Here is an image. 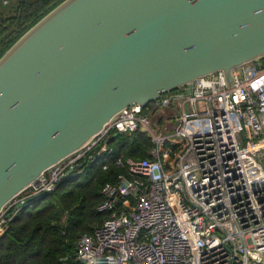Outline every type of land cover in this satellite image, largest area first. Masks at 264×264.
<instances>
[{
    "label": "built area",
    "instance_id": "built-area-1",
    "mask_svg": "<svg viewBox=\"0 0 264 264\" xmlns=\"http://www.w3.org/2000/svg\"><path fill=\"white\" fill-rule=\"evenodd\" d=\"M232 78L218 71L122 109L3 207L0 232L62 180L112 166L122 171L100 188L106 218L77 238L79 263L264 264V61ZM135 133L146 156L116 154L114 139Z\"/></svg>",
    "mask_w": 264,
    "mask_h": 264
},
{
    "label": "water",
    "instance_id": "water-1",
    "mask_svg": "<svg viewBox=\"0 0 264 264\" xmlns=\"http://www.w3.org/2000/svg\"><path fill=\"white\" fill-rule=\"evenodd\" d=\"M263 59L264 0H62L0 56V211L122 109Z\"/></svg>",
    "mask_w": 264,
    "mask_h": 264
},
{
    "label": "trees",
    "instance_id": "trees-1",
    "mask_svg": "<svg viewBox=\"0 0 264 264\" xmlns=\"http://www.w3.org/2000/svg\"><path fill=\"white\" fill-rule=\"evenodd\" d=\"M15 1L16 7L9 6L14 15L0 13V56L62 0ZM112 145L116 154L134 158L146 156L149 147L140 133L119 135ZM121 171L112 166L107 171L90 166L77 177L62 180L43 199L21 209L0 236V264H81L75 260L77 238L90 233L106 218L95 209L102 200L100 188L114 181Z\"/></svg>",
    "mask_w": 264,
    "mask_h": 264
},
{
    "label": "rangeland",
    "instance_id": "rangeland-1",
    "mask_svg": "<svg viewBox=\"0 0 264 264\" xmlns=\"http://www.w3.org/2000/svg\"><path fill=\"white\" fill-rule=\"evenodd\" d=\"M7 4H8V2L5 4V3H3L2 0H0V13L1 14H6V15L8 14V16L14 15L15 13H12L13 10L11 11L12 8H10V7H12L13 5H14V7H16L15 5L17 4V1L12 0V1H10L9 5H7Z\"/></svg>",
    "mask_w": 264,
    "mask_h": 264
},
{
    "label": "crops",
    "instance_id": "crops-1",
    "mask_svg": "<svg viewBox=\"0 0 264 264\" xmlns=\"http://www.w3.org/2000/svg\"><path fill=\"white\" fill-rule=\"evenodd\" d=\"M3 234V232H0V236Z\"/></svg>",
    "mask_w": 264,
    "mask_h": 264
}]
</instances>
